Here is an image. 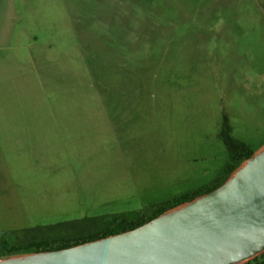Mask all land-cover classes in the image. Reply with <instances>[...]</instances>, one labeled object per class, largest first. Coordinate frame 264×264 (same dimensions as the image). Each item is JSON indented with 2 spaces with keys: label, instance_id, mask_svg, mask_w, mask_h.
Listing matches in <instances>:
<instances>
[{
  "label": "rangeland",
  "instance_id": "1",
  "mask_svg": "<svg viewBox=\"0 0 264 264\" xmlns=\"http://www.w3.org/2000/svg\"><path fill=\"white\" fill-rule=\"evenodd\" d=\"M264 145V0H0V233L92 227Z\"/></svg>",
  "mask_w": 264,
  "mask_h": 264
},
{
  "label": "water",
  "instance_id": "2",
  "mask_svg": "<svg viewBox=\"0 0 264 264\" xmlns=\"http://www.w3.org/2000/svg\"><path fill=\"white\" fill-rule=\"evenodd\" d=\"M264 253V145L217 188L124 232L0 264H245Z\"/></svg>",
  "mask_w": 264,
  "mask_h": 264
},
{
  "label": "trees",
  "instance_id": "3",
  "mask_svg": "<svg viewBox=\"0 0 264 264\" xmlns=\"http://www.w3.org/2000/svg\"><path fill=\"white\" fill-rule=\"evenodd\" d=\"M231 132L232 130L227 118L223 117L219 137L226 149L227 160L222 168L220 176L212 183L200 189L157 203L152 206V212L148 215L140 211L133 216L124 214L112 216L102 219L100 223L92 227H71L67 229L52 228L41 231L35 229L23 230L24 232H32V234H34L32 235L33 238L24 242L16 241L12 232L0 233V258L25 253L59 250L121 233L153 219L172 207L190 201L199 195L217 188L244 160L254 153V150L248 145L233 138ZM245 264H264V253Z\"/></svg>",
  "mask_w": 264,
  "mask_h": 264
}]
</instances>
